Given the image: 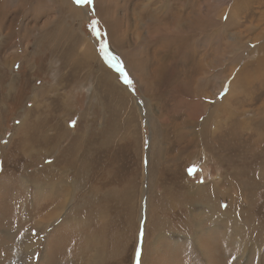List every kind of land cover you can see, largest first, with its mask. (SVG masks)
<instances>
[{"label": "rangeland", "instance_id": "obj_1", "mask_svg": "<svg viewBox=\"0 0 264 264\" xmlns=\"http://www.w3.org/2000/svg\"><path fill=\"white\" fill-rule=\"evenodd\" d=\"M74 3L82 11L78 20L69 13ZM101 5L111 6L124 33L119 30L112 38ZM179 9L182 16L175 23ZM263 12L264 0H0V264L69 259L75 238L64 221L72 210H82L85 226L102 239L101 257L93 260L92 245L85 264H201L203 256L207 264H264V181L255 183L257 193L245 198L246 209L239 211L227 209L228 200L210 209V199H225L220 189L208 191V198L198 195L207 190L200 186L223 183L230 167L212 152L239 151L240 159L230 168L239 161L241 167L250 166L252 158L263 161L264 151L244 136L235 142L224 132L215 137L218 147H206L214 141L206 144L200 135L206 124L213 131L210 121L229 119L241 108L237 84L241 87L245 66L260 55L255 45L264 39V21L258 23ZM60 26L90 40L97 62L116 70L115 81L130 99L97 79L96 60L84 62L77 76L62 67L61 52L46 53L38 42L41 33ZM252 98L239 117L253 125L260 119L254 110L264 93ZM193 130L198 140H191ZM61 199L64 205L52 212L50 202ZM211 212L216 215L209 217ZM157 223L170 231L156 235L161 239L154 236ZM239 230L251 242L226 254L220 242L229 243ZM28 237L38 246L28 252L20 248L16 255ZM209 239L211 252L204 243Z\"/></svg>", "mask_w": 264, "mask_h": 264}, {"label": "bare ground", "instance_id": "obj_2", "mask_svg": "<svg viewBox=\"0 0 264 264\" xmlns=\"http://www.w3.org/2000/svg\"><path fill=\"white\" fill-rule=\"evenodd\" d=\"M29 1V0H28ZM37 1V0H36ZM262 1V0H261ZM110 2V1H109ZM108 3V2H107ZM106 3V4H107ZM142 3V2H141ZM150 3V2H149ZM181 3V2H180ZM183 3V2H182ZM260 3V2H259ZM262 3V2H261ZM75 6L73 5H69V13L72 14V19L78 20V16L81 15V7L79 5H76V3H74ZM166 4V3H165ZM2 5V4H1ZM179 5V4H178ZM247 5V4H246ZM100 5H98L99 7ZM102 6V5H101ZM164 6V4H163ZM111 7V6H110ZM108 7V6H102L99 8V13L102 15L103 20L105 21L109 33L111 34L112 38L114 34H120L119 30L121 31V33L123 32L120 28V21L117 20L116 17H113V10ZM162 7V6H161ZM114 8V7H113ZM163 8V7H162ZM248 8V7H247ZM246 8V9H247ZM166 9V8H165ZM64 10V9H63ZM155 10V9H154ZM182 9H179L177 11V13H175L173 15V19L174 22L177 23L180 20V17L182 16L181 13ZM163 11V10H162ZM65 13V12H64ZM116 13V12H115ZM66 14V13H65ZM98 14V15H100ZM4 15V13H3ZM68 16V15H67ZM116 16V15H115ZM154 16L151 17L152 22H154ZM260 17V16H259ZM69 18V17H68ZM74 20V21H75ZM158 21H162V17L157 19ZM49 21V20H47ZM64 21V20H63ZM264 21V12L261 14V17L258 19V23L259 24H263ZM50 22V21H49ZM47 23V22H46ZM48 24V23H47ZM45 25V23H44ZM76 25V24H75ZM43 27V25H42ZM45 27V26H44ZM55 29V28H54ZM78 29V28H77ZM125 29V28H124ZM123 29V30H124ZM74 30V29H73ZM80 31V30H79ZM128 32V30H126ZM262 31H264V27L262 29ZM43 32V31H42ZM124 33V32H123ZM79 35V34H78ZM126 35V34H125ZM80 36V35H79ZM76 34L73 33L72 30L67 29L66 26H60V27H56V30H54L52 33H41L40 37H39V43L41 44V46L44 47V49L46 50V53H49L51 55V53H59L61 52L63 54V62L62 64H64L62 67L64 66H68L70 68V70H74L76 75L79 76V74L83 71L84 69V62H90L91 60H96V65H97V71L98 72V77L97 79L100 80V78L105 79V81H108L112 86H114V88L121 93L122 97H127L129 95V92H127V90L123 87H120L115 81L116 77H117V72L115 69H112L109 67V65H107L106 63H104L103 61H98L97 62V54L96 51L93 50V45L90 42V40L85 36V40L81 39V38H77L79 37ZM82 36V37H83ZM110 38V37H109ZM124 38V37H123ZM116 39V38H115ZM122 38H120L121 40ZM136 39V38H135ZM146 40V39H145ZM138 41V40H137ZM6 43V41H5ZM136 43V42H135ZM2 44H4L1 39H0V48L2 46ZM82 44V47H80L79 45ZM113 44L115 46L121 47L120 44H118L117 41H115L113 39ZM137 44V43H136ZM255 50H257L260 55L257 57V59L255 60L256 62L253 64H247L245 66L244 69V75H243V80L240 81L241 83V87L239 84H237V86L239 87L237 90H239L238 94H242L241 100H242V106L241 108H239L237 111L234 112L233 115H231L232 117L236 114L237 117H235L234 121H230L229 119H231L232 117H230L228 119V117L224 120L222 119L221 122H219L218 120L220 119H214V121H210V123L212 125H214L213 131L210 130V124H206L203 128L202 131H200V135L202 134V142L208 144L209 140L207 139H212L214 141V143L209 146V144L206 147H218V143L216 142L217 139H215V137L219 136L221 133L227 132L229 135H233V138L235 140V142L239 139H242V136H244V139L246 141H250V143L260 146V148L264 151V101L256 108V110H254L255 114H257L259 116L260 119H258L257 121L256 118L253 121V125L248 121L249 118L246 119H240L239 116H241L242 114H244L247 110L245 108V106L247 104H253V102L251 101L253 98V94H255L256 92L258 94H262L264 93V53H261L262 51L264 52V39L259 41L256 45H255ZM120 55L123 56L124 59H128L127 54H125L124 52L118 50ZM129 52V51H128ZM126 52V53H128ZM129 55V54H128ZM49 56V55H47ZM57 57V56H56ZM175 57V56H174ZM140 58V57H139ZM138 58V59H139ZM149 58V57H148ZM169 58V57H167ZM164 59V58H163ZM171 59V58H169ZM47 60V59H46ZM52 60V59H51ZM93 60V61H94ZM167 61V59H165ZM138 61V60H137ZM150 61V60H149ZM154 61V60H153ZM168 63V62H167ZM148 64V63H147ZM154 64V63H153ZM166 64V63H165ZM169 64V63H168ZM184 64V63H183ZM151 66V65H150ZM159 66V65H158ZM157 66V67H158ZM153 67V65H152ZM66 68V67H65ZM94 68V67H92ZM131 68V67H130ZM146 68V67H145ZM156 68V67H155ZM163 69V68H162ZM162 69H158V72L163 73L164 71H162ZM165 69V68H164ZM185 69V68H184ZM88 70V69H87ZM148 70V69H147ZM151 70V69H150ZM69 71V70H68ZM86 71V70H85ZM167 71V70H166ZM145 72V71H144ZM174 72V71H173ZM65 73V72H64ZM73 73V72H72ZM94 74V73H93ZM149 74V72H148ZM154 74V73H153ZM157 74V73H156ZM64 75V74H63ZM75 75V76H76ZM72 76V75H71ZM148 76V75H147ZM160 75H157V78ZM150 77V76H149ZM68 79V77H66ZM147 78V77H146ZM160 78V77H159ZM158 78V79H159ZM179 78V77H178ZM86 79V78H85ZM157 79V80H158ZM156 80V79H155ZM162 80V79H161ZM145 81V80H144ZM148 81V80H147ZM189 81V80H188ZM58 82V81H57ZM65 82V77H60V80L58 82V84H60L61 86L63 85V83ZM91 82V81H90ZM160 82V81H159ZM163 82V81H162ZM79 84V83H78ZM149 83H147L146 85H148ZM156 84V83H155ZM159 84V83H158ZM59 85V86H60ZM152 85V84H151ZM160 85V84H159ZM150 86V85H149ZM111 87V86H110ZM151 87V86H150ZM152 88V87H151ZM158 88V87H157ZM39 91L37 92V97L39 96V92H40V88L38 87ZM59 89V88H58ZM113 91H116V90ZM111 90V89H110ZM56 91V90H55ZM58 91V90H57ZM116 91V92H117ZM146 91V90H145ZM111 92V91H110ZM160 92V91H159ZM50 93V92H49ZM115 93V92H114ZM158 93V92H157ZM162 93V92H161ZM170 93V92H169ZM45 94V92H44ZM112 94V93H111ZM147 94V93H146ZM163 94H165L163 92ZM41 95V94H40ZM61 95V94H60ZM118 95V94H117ZM168 95V94H167ZM144 96V94H143ZM163 96V95H162ZM46 97V96H45ZM115 97V96H114ZM161 97V96H160ZM159 97V98H160ZM35 98V97H34ZM39 98V97H38ZM117 98V97H116ZM119 98V97H118ZM131 98V97H130ZM129 98V99H130ZM29 99V98H28ZM121 99V98H120ZM164 99V96H163ZM40 100V99H39ZM126 100V99H125ZM149 100V99H147ZM240 100V99H239ZM37 101V100H35ZM63 101V100H62ZM119 101V100H118ZM122 101V100H121ZM250 101V102H249ZM125 102V101H124ZM128 102V101H127ZM241 102V101H239ZM35 103V102H34ZM33 103V104H34ZM37 103V102H36ZM50 103V102H49ZM176 103V102H175ZM41 104V103H40ZM47 104V103H46ZM121 104V103H120ZM126 104V103H125ZM123 105V104H122ZM149 105V104H148ZM237 105V104H235ZM234 105V106H235ZM36 106V105H35ZM42 107V106H41ZM40 107V110H41ZM57 107V106H56ZM128 107V106H127ZM59 108V107H58ZM182 108V107H181ZM172 109V108H171ZM34 108H32V113H33ZM44 110V109H43ZM39 111V110H38ZM37 111V112H38ZM35 112V110H34ZM37 112L35 113L36 115ZM43 112V111H42ZM45 113V112H44ZM143 113V112H142ZM34 114V113H33ZM124 114V113H123ZM42 116V115H40ZM214 116V115H213ZM38 116H36L35 124L37 125V120H38ZM59 118V116H58ZM62 118V117H61ZM162 121H164L163 116H161ZM211 118V117H210ZM57 119V118H56ZM40 120V117H39ZM49 120V119H48ZM217 120V121H215ZM28 122V121H27ZM31 122V121H30ZM28 122V123H30ZM161 122V120L159 121ZM25 123V122H24ZM40 123V122H39ZM47 123V122H46ZM32 124V123H31ZM30 124V125H31ZM27 125V124H26ZM35 125V126H36ZM175 125V124H174ZM33 126V124H32ZM60 126V125H59ZM163 126V124H162ZM27 127V126H25ZM22 128V127H21ZM32 128V127H31ZM39 128V126H38ZM34 129V128H33ZM37 129V128H36ZM35 129V130H36ZM86 129V128H85ZM25 131V128H24ZM40 131V130H39ZM26 132V131H25ZM31 132V131H30ZM36 132V131H35ZM46 132V131H45ZM26 133H29L28 131ZM32 133V132H31ZM197 131L193 130L192 134H191V140L195 141L198 140L197 139ZM33 134V133H32ZM47 134V132H46ZM51 135V134H50ZM58 135H62V131L58 133ZM30 136V135H29ZM37 136V133H36ZM34 136V137H36ZM39 136V135H38ZM87 136V135H86ZM38 138V137H37ZM50 138V137H49ZM221 138V137H220ZM37 140V139H35ZM84 140V139H83ZM207 140V142H206ZM219 140V139H218ZM221 140V139H220ZM88 140L85 139V143H87ZM201 142V143H202ZM230 142V140H229ZM241 142V141H240ZM220 143V142H219ZM95 144L99 145L98 141H95ZM92 144V145H95ZM80 145V143H79ZM91 145V144H90ZM89 145V146H90ZM88 146V145H87ZM155 146V145H154ZM203 146V145H202ZM25 148V147H24ZM199 148V147H198ZM250 148V147H249ZM76 147L73 149L75 150ZM214 149V148H212ZM258 149V148H257ZM215 150V149H214ZM229 150V149H228ZM72 152V151H71ZM157 152V151H155ZM76 153V152H75ZM216 157H218L219 159H223L224 161H227L229 163V166H231V161L235 162L237 161V157L240 159V152L235 150L233 152L229 151L227 152L225 151H219V152H212ZM67 154H69V150H67ZM75 155V154H74ZM78 155V154H77ZM261 157V156H259ZM78 160V159H76ZM77 164V163H76ZM250 166H246V167H241V161H239V164H237L234 168H228L227 171V176L226 179L223 181V183H217V182H211L208 185H204V186H200L199 188L202 189H207L204 191H201L200 194L201 196L207 197L206 194H208V191L210 192H218L221 193L218 189H220L222 191V195L221 196H225V199L223 200H217V201H213V200H209V207L210 209L216 207L217 205L219 206H226L227 204V200L230 202L227 204L226 208L228 209V206H233V208L235 210H243L246 207V203L245 200L250 197V195H253L254 193H257V189H255V183H259L260 186L262 184V182L264 181V158L263 161L261 162H257L256 159L252 158L250 160ZM70 171V169H69ZM64 180V179H63ZM60 181V180H59ZM127 183V182H126ZM41 184V183H40ZM38 185V184H37ZM258 185V184H257ZM47 186V185H46ZM221 186V187H220ZM43 187V185H42ZM38 190V189H37ZM49 190H51L49 188ZM41 191V190H40ZM199 192V190H197ZM66 192V190H65ZM40 193V192H39ZM137 194V193H136ZM255 195V194H254ZM65 196V193H64ZM63 196V197H64ZM209 196V195H208ZM243 196V197H242ZM253 197V196H252ZM208 198V197H207ZM246 198V199H245ZM82 199V198H81ZM135 199V198H134ZM60 200V199H59ZM208 200V199H207ZM48 201V200H47ZM49 201H51V198L49 199ZM62 201V202H61ZM61 201L57 204L55 202H50V204H52V206H50L51 211L54 212L53 208L56 205V207L59 206H63L64 205V201L61 199ZM169 201V200H168ZM226 201V202H225ZM206 202V201H205ZM224 204H223V203ZM206 204V203H205ZM208 205V204H207ZM189 206V205H188ZM161 207V206H160ZM59 208V207H58ZM190 208V207H189ZM222 208V207H220ZM218 209V208H217ZM214 209V210H217ZM231 209V208H230ZM246 209V208H245ZM219 210V209H218ZM81 211L82 210H72V212H70L67 217L65 218L66 221H64V228L67 229L68 226L72 227V231L70 232V234L72 235V237L75 238V242L72 243L73 247H72V252L70 251L71 255H69V259L65 258L66 260L62 263V264H78L77 262H79V264H85V260L88 258V252H90V250L93 248L95 250V248L92 246H96V250H95V254L93 256V260L96 261L99 257V246L102 243V239H101V235L100 232H95L94 230H92L91 228L85 226L87 223V220L85 218H83V216L81 215ZM204 211V210H203ZM216 212V211H215ZM56 214V213H55ZM201 214V213H200ZM204 214V213H203ZM213 214L215 213H210L209 217L214 216ZM238 214V213H237ZM205 215V214H204ZM216 215V214H215ZM55 216V215H54ZM227 216H231V214L229 212H227ZM232 216H235V214L232 213ZM53 217V216H52ZM150 217V216H149ZM49 218V217H48ZM47 218V219H48ZM54 218V217H53ZM51 218V219H53ZM98 219V217H96ZM56 219V218H55ZM239 219L241 220V217H239ZM46 221V219H44ZM214 221V220H213ZM41 222V221H40ZM48 222V221H47ZM225 222V221H224ZM234 222V221H233ZM42 223V222H41ZM44 223V222H43ZM94 223V222H93ZM236 223V222H235ZM38 224V223H37ZM47 224V223H46ZM132 224V223H131ZM158 224V223H157ZM181 224V223H180ZM246 224V223H244ZM159 225V224H158ZM188 225V224H187ZM230 225V224H229ZM233 225V224H232ZM18 226V224L16 225ZM20 226V225H19ZM45 226V225H43ZM168 226V225H167ZM171 226V225H169ZM185 226V225H184ZM231 226V225H230ZM240 226V225H239ZM182 227V226H181ZM194 227V226H193ZM242 227V226H240ZM7 228V227H6ZM25 228V226H24ZM43 227H39V229L42 230ZM46 228V226L44 227ZM43 228V229H44ZM167 228V227H166ZM173 228V227H172ZM171 228V229H172ZM188 228V226H187ZM243 228V227H242ZM63 229V228H62ZM191 229V228H190ZM226 229V228H225ZM231 229V228H230ZM239 229V228H238ZM136 230V229H135ZM151 230V229H150ZM166 229H164V225H159L156 227H154V236H156L159 233H163L164 235V231ZM168 230V229H167ZM166 233H170V231H167ZM229 230V228H228ZM234 230V229H233ZM232 230V233H234L235 231ZM149 231V230H148ZM173 231V230H172ZM174 231H176L174 229ZM178 231V230H177ZM226 231V230H225ZM17 232V231H16ZM180 232V231H179ZM223 232V231H222ZM19 233V232H18ZM26 233V232H25ZM175 233V232H174ZM231 233V234H232ZM236 233V232H235ZM15 234V233H14ZM42 234V233H40ZM182 234V233H180ZM179 234V235H180ZM185 234V233H183ZM228 234V232H227ZM230 234V235H231ZM16 235V234H15ZM23 235V234H22ZM48 235V234H47ZM186 235V234H185ZM28 236V235H26ZM153 236V235H152ZM151 236V237H152ZM173 236V235H172ZM181 236V235H180ZM190 236V235H189ZM225 236V233H223L222 237ZM12 237V236H11ZM53 237V236H52ZM127 237V236H126ZM232 237V238H231ZM57 238H59L57 236ZM156 239L160 238V236H156ZM54 239V238H53ZM66 239V237H65ZM161 239V238H160ZM229 243L226 242V239H224L225 242L219 240L222 242H220V246L223 245L225 247V249H227V251L225 252L226 254L233 251L234 249L237 250V248L239 247L240 249L242 248V246L245 244H248L249 242H251L250 237L245 234L243 232H241V230H239L237 236L234 234L233 236H229ZM14 240V239H13ZM151 240V239H150ZM214 240V239H213ZM217 240V239H216ZM153 241V240H151ZM215 241V240H214ZM218 241V242H219ZM27 245H25L23 248L22 246H20L17 249L16 255H20V251L24 250L25 252L28 251H33L34 248L36 247V245L38 246V242H33V238L32 241L30 239V237H28L27 239ZM55 242V241H53ZM59 242V241H58ZM183 243V242H181ZM201 243V242H200ZM205 243V247L207 250H209L210 252L213 251V247H214V242L209 239L207 240ZM203 243V244H204ZM25 244V242H24ZM55 244V243H53ZM168 244V243H167ZM172 244V243H171ZM199 244V243H198ZM23 245V244H22ZM64 245V242L61 243L59 242V246L62 247ZM159 245V244H158ZM164 245V244H163ZM162 245V247H163ZM170 245V244H169ZM178 245V244H177ZM181 245V244H180ZM200 245V244H199ZM218 245V243H217ZM248 246V245H247ZM167 247V246H166ZM165 247V248H166ZM181 247V246H180ZM199 247V246H198ZM204 247V246H202ZM212 248V250H210L209 248ZM222 247V246H221ZM246 247V246H245ZM21 248V250H20ZM164 248V249H165ZM201 248V247H199ZM223 248V247H222ZM163 249V250H164ZM203 249V248H201ZM218 248H216L215 250L217 251ZM224 249V248H223ZM238 249V251L240 250ZM220 250V249H219ZM68 251V250H67ZM203 251V250H202ZM215 251V252H216ZM223 251V250H221ZM13 252V251H12ZM116 252V251H115ZM235 252V251H234ZM33 253V252H32ZM112 253V252H111ZM60 254V253H59ZM220 254V253H219ZM1 255V254H0ZM212 255V253H211ZM213 256V255H212ZM211 258H214V263L217 262L216 256H213ZM242 256V255H241ZM66 257V256H65ZM218 257V256H217ZM238 257V256H237ZM22 259V258H21ZM220 259V258H218ZM52 257L49 258V264H57V261L53 263ZM220 261V260H219ZM15 263V262H14ZM60 263V261L58 262V264ZM209 263V262H208ZM27 264V263H26ZM87 264H91V263H87ZM201 264H207L205 257H201ZM213 264V261H212Z\"/></svg>", "mask_w": 264, "mask_h": 264}, {"label": "snow or ice", "instance_id": "obj_3", "mask_svg": "<svg viewBox=\"0 0 264 264\" xmlns=\"http://www.w3.org/2000/svg\"><path fill=\"white\" fill-rule=\"evenodd\" d=\"M77 2L78 3H90L91 2V0H77ZM127 79V78H126ZM129 83L131 82V81H128Z\"/></svg>", "mask_w": 264, "mask_h": 264}]
</instances>
